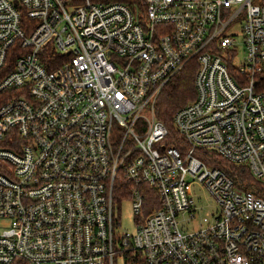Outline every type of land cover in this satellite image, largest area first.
I'll list each match as a JSON object with an SVG mask.
<instances>
[{
	"label": "built area",
	"instance_id": "1",
	"mask_svg": "<svg viewBox=\"0 0 264 264\" xmlns=\"http://www.w3.org/2000/svg\"><path fill=\"white\" fill-rule=\"evenodd\" d=\"M191 61L177 145L156 103ZM263 72L264 0H0V264H264Z\"/></svg>",
	"mask_w": 264,
	"mask_h": 264
},
{
	"label": "trees",
	"instance_id": "2",
	"mask_svg": "<svg viewBox=\"0 0 264 264\" xmlns=\"http://www.w3.org/2000/svg\"><path fill=\"white\" fill-rule=\"evenodd\" d=\"M83 0H73L80 3ZM104 2H123L135 9L136 6L143 7V0H94ZM33 23L25 14L23 23ZM25 25V24H24ZM17 48V47H16ZM15 48V49H16ZM14 50V49H13ZM50 62V61H49ZM196 64L189 62L181 71L172 76L161 90L156 103V116L161 119L170 130V139L174 144H183V137L179 135L172 122V115L176 109L196 97L195 89ZM258 90L264 89V72L257 75ZM211 153V152H208ZM213 154V153H212ZM218 166L225 169L235 180L238 187L246 190H255L258 187L256 178L243 165L230 162L221 156H215Z\"/></svg>",
	"mask_w": 264,
	"mask_h": 264
},
{
	"label": "rangeland",
	"instance_id": "3",
	"mask_svg": "<svg viewBox=\"0 0 264 264\" xmlns=\"http://www.w3.org/2000/svg\"><path fill=\"white\" fill-rule=\"evenodd\" d=\"M66 8L68 11H72L73 5H67ZM238 31L239 33L237 35V38L242 40L243 34L240 32V30ZM242 55H243V49L240 48L238 56L242 57ZM194 189L195 191L197 190L199 192V196L202 197V200H201L202 205H205L206 203H210L214 205V200L212 199V197L206 191L203 190V188L201 187L199 183L194 184ZM116 211H118L120 221H121V226L119 227L120 231H127L130 233H133L135 231V221H134L135 215H134L131 201L128 198L123 199L119 203V207L117 208L116 206ZM199 220H201L200 216L192 218L190 220L189 228L190 229L198 228L200 226ZM9 221L10 220L7 218H0V231L8 227Z\"/></svg>",
	"mask_w": 264,
	"mask_h": 264
}]
</instances>
